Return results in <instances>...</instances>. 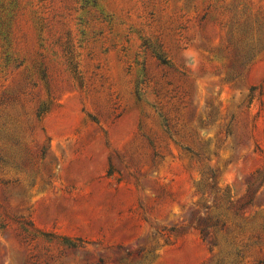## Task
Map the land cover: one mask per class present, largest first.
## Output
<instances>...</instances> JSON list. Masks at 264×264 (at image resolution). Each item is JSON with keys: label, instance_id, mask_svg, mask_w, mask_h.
<instances>
[{"label": "rangeland", "instance_id": "1", "mask_svg": "<svg viewBox=\"0 0 264 264\" xmlns=\"http://www.w3.org/2000/svg\"><path fill=\"white\" fill-rule=\"evenodd\" d=\"M2 213L0 264H264V0H0Z\"/></svg>", "mask_w": 264, "mask_h": 264}, {"label": "trees", "instance_id": "2", "mask_svg": "<svg viewBox=\"0 0 264 264\" xmlns=\"http://www.w3.org/2000/svg\"><path fill=\"white\" fill-rule=\"evenodd\" d=\"M44 151L42 152V154L44 155ZM6 217V215L4 213H2L0 215V230H3L5 225L2 224L4 218ZM3 218V219H2ZM18 226L19 228L29 237L32 238H38V237H46V238H51L54 240H58L60 241L59 245L67 248V249H75L78 247V242H80V240L75 239V240H71V239H67V238H62V237H57L53 234L50 233H44L42 231H40L39 229H37L36 227H34L33 223L30 220H23L21 219L18 222Z\"/></svg>", "mask_w": 264, "mask_h": 264}]
</instances>
